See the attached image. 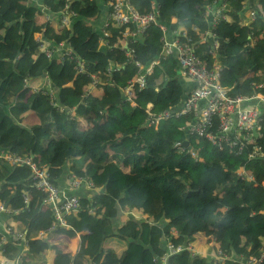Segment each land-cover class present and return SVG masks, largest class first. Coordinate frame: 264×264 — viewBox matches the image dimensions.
<instances>
[{"label": "trees", "instance_id": "obj_1", "mask_svg": "<svg viewBox=\"0 0 264 264\" xmlns=\"http://www.w3.org/2000/svg\"><path fill=\"white\" fill-rule=\"evenodd\" d=\"M222 1L131 0V4L140 14L156 7L159 23L171 30L176 23L183 25L197 50L209 58L211 41L206 34L211 23L205 9ZM226 6V21L219 20L213 28L216 57L224 68L221 82L233 97L264 95V87L255 89L264 84V0H226ZM66 7L75 16L69 27L60 29V13ZM246 9L255 18L243 26L239 19ZM44 11L49 19L37 24ZM108 11V0H0V149L46 166L58 188L71 176L90 179L94 188L88 189L94 190L88 197L69 195L79 198V207L64 215L67 228L38 238L39 232L48 231L53 216L43 205L45 195L32 187L29 167L0 161V203L13 211L1 214L5 219L0 226L7 220L28 242L20 254L22 245L11 233L3 245L4 256L19 264H47L46 254L53 251L52 264H161L159 257L166 248L158 251L152 244L156 228L166 236V247L171 242L186 248L203 231L212 243L208 252L218 249L233 259L217 264H243L258 256L264 250V158L249 160L245 152L234 156L204 139L187 137L184 129L190 116L147 127V107L155 114L178 110L188 85L180 78L175 59L160 55L145 75L143 88H135L132 101H126L123 89L139 73L121 51L120 41L125 28L129 33L133 28L108 22ZM161 38L159 27L151 26L129 43L144 69L158 58ZM44 43L50 49L63 44L73 59L59 52L46 57ZM59 57L62 60L57 61ZM76 59L84 65L82 74L75 69ZM37 79L46 84L34 92L28 83ZM87 87L99 95L87 93ZM28 114L38 123L24 125ZM82 123L95 129L86 132ZM186 139L189 146L179 151L175 145ZM257 143L264 152V137ZM240 168L252 179L239 178ZM190 225L196 229L188 230ZM60 235H80L74 256L57 247L53 239ZM111 239L125 243L121 255L103 250ZM169 261L213 264L187 249Z\"/></svg>", "mask_w": 264, "mask_h": 264}, {"label": "built area", "instance_id": "obj_2", "mask_svg": "<svg viewBox=\"0 0 264 264\" xmlns=\"http://www.w3.org/2000/svg\"><path fill=\"white\" fill-rule=\"evenodd\" d=\"M108 18L107 21L117 27H132L133 30L129 33L128 28L122 34L120 44L121 51L126 58L133 63L138 69V77L135 80L128 82L127 88L124 90L126 101H132L134 98V89H141L144 86L145 75L150 72L151 68L158 64L159 56L173 57L179 67L180 78L188 85L186 95L181 101V106L178 110H169L160 114H155L146 109L148 126L157 125L161 120L169 118H179L190 116L191 121L187 123L184 129L187 137H195L204 139L217 150H226L234 156H240L244 152L247 153V159L257 157L264 158L262 146L257 143V138L264 137V95L260 92H255L251 97L236 96L233 97L230 89L224 86L221 82L223 66L216 57L218 42L213 36L214 25L219 20L226 21L224 13L227 11L226 0L221 3L214 2L212 7L205 9V15L212 16L211 34L212 39L209 45L211 49L208 51L209 58H206L197 50V42L189 35L186 28L176 23L175 30H171L168 26L160 24L157 19V8L148 14H140L131 4V0H108ZM45 13V12H44ZM75 14L66 7L60 13L59 28L63 29L70 26L71 18ZM48 18V16H47ZM255 18L252 11L244 10L240 14V22L244 26ZM175 22V20H174ZM156 26L162 32V45L158 58L150 62L144 69L143 64L139 63L135 52L128 49V45L137 35L143 34L149 27ZM196 32V28L192 29ZM104 37V33H103ZM205 41V38H204ZM101 45H105L103 39ZM49 45L42 44L41 49L45 56L52 58L54 54L61 53L62 56L68 59H73L72 52L65 48L63 44H58L55 49H50ZM62 60L61 57L57 61ZM77 73L84 72V65L78 59L75 60ZM117 71V69L115 70ZM97 81L92 84L95 85ZM264 84L255 86V89H261ZM37 92V90H34ZM49 98L53 100L54 95L52 90L49 92ZM133 106L134 104L131 103ZM70 113L74 116V110ZM255 133V135L253 134ZM188 140V139H186ZM194 157V154L192 153ZM0 161L6 162L11 166H27L31 170L32 187L42 192L45 195L43 205L48 207L53 213L51 217V226L48 231L39 232L38 238H45L49 232L57 228H67L64 215L75 213L79 207V198L76 196L65 195L51 181V174L46 166H37L29 157L21 158L8 154L7 150L0 149ZM238 177L245 180H251L252 176L244 168H240L237 173ZM68 182L70 188L78 189L85 186L87 189H94L93 183L88 178L71 176ZM23 198L27 201V194H23ZM13 211L0 203V215H10ZM12 224V223H10ZM4 234L0 240V264H19L17 259L10 260L4 256L3 245L7 241V236L11 233L14 238L18 239L22 245L20 254L27 250L28 242L24 238V234L18 232L12 225H7V222L2 224ZM14 226V225H13ZM6 236V237H5ZM184 249L192 252L193 255H199L191 244L186 248L180 244L169 242L165 252L159 257L161 264H173L169 259L183 251ZM205 255L213 264L222 263L225 261H233L232 258L225 255L222 251L215 249L213 252ZM264 250L258 256H250L243 264H263ZM47 264H49L47 262Z\"/></svg>", "mask_w": 264, "mask_h": 264}, {"label": "crops", "instance_id": "obj_3", "mask_svg": "<svg viewBox=\"0 0 264 264\" xmlns=\"http://www.w3.org/2000/svg\"><path fill=\"white\" fill-rule=\"evenodd\" d=\"M44 12H43V15H39L38 16L37 24H41V25L45 24L47 22V20L49 19V18H47L48 15L45 14ZM35 38L37 40H40L41 35L40 34H36ZM44 44L50 46V44H48V43H44ZM44 84H46V81H45V79H42V80H39V82H37V83L29 82L28 86L31 88V90H35L36 88H39V87L43 86ZM86 92L89 93V94H93L94 93L96 95H99V91L95 92V89L92 90L91 87H87L86 88ZM23 118L24 119H23L22 123L24 125L29 126V125L38 123L37 122L38 119L32 114H28V115L24 116ZM68 182H69V179L67 180V179L63 178L60 181V184H59V189L67 196H69V195H78V196H86V197H88L92 192H94V190H88L85 187H81V188H78V189L70 188L69 185H68ZM4 219H5L4 216L0 215V221H3ZM0 228H3V225H1ZM192 229L195 230L196 227L193 226V225H190L188 230H192ZM155 230L156 231L151 235V238L153 240L152 244L155 246V248L158 251L165 250L166 243H167L166 242V238H165L166 236L159 231V228H156ZM201 232L202 231H200L199 234H196V236H200ZM171 235L175 236L174 233H172ZM7 238H8V236H7ZM47 238H48V236H47ZM206 239H207V237H205L203 235V241L207 242ZM53 240H54L55 244L57 245V247L60 250H62L64 253H68V254L74 256L79 250L81 237H80V235H77L76 237L68 238V237L60 235V236H58L57 239H53ZM211 244L212 243H208V246L211 245ZM124 249H125V243L117 241V240H114V239L108 240V241L104 242V244H103V250L105 252L114 251L117 255H121V253L123 252ZM196 251L201 256H205L208 253V251L201 250V249H198V248H196ZM54 256L55 255H54L53 251H48L47 254H46V262H48L49 264H52Z\"/></svg>", "mask_w": 264, "mask_h": 264}, {"label": "rangeland", "instance_id": "obj_4", "mask_svg": "<svg viewBox=\"0 0 264 264\" xmlns=\"http://www.w3.org/2000/svg\"><path fill=\"white\" fill-rule=\"evenodd\" d=\"M31 2L34 3L35 0H31ZM30 82L31 83H37V82H39V79H37V80H30ZM82 124H83V126H81L80 128L82 130L86 131V132H89V131L95 129V128H91V126L86 125V123L85 124L82 123ZM180 146H181V144H180ZM183 150L184 149H182V151ZM188 153L192 154L193 152H191V150H188ZM15 167H20V166L18 165V166H15ZM0 233L4 234V230L2 228H0ZM194 233H196V232L194 231ZM199 233H200V231L197 232L196 234H199ZM194 237H195V242L193 244H191L194 248L196 247L198 249L205 250V251H208L209 250V248H210L211 245L208 246V243L205 242V241H203V231L201 232V235L200 236H196L195 235ZM210 254L211 253L208 252V255H210Z\"/></svg>", "mask_w": 264, "mask_h": 264}, {"label": "clouds", "instance_id": "obj_5", "mask_svg": "<svg viewBox=\"0 0 264 264\" xmlns=\"http://www.w3.org/2000/svg\"><path fill=\"white\" fill-rule=\"evenodd\" d=\"M46 14V13H45ZM212 20V19H211ZM209 34V33H208ZM211 39H212V36H211ZM51 47V46H50ZM54 47V46H53ZM52 48V47H51ZM53 49H55V48H53ZM52 49V50H53ZM153 68V67H152ZM152 68H151V70H152ZM42 87V86H41ZM41 87H39V88H41ZM39 88H36V89H39ZM35 89V90H36ZM149 107H147V109H148ZM150 109V108H149ZM163 113V112H162ZM160 114V113H159ZM170 119V118H169ZM166 120H168V119H166ZM161 121H165V120H161ZM161 121H159L158 123H157V125L161 122ZM157 125H150V126H154V127H156ZM146 126L147 127H150V126H148V122L146 123ZM184 141H189V140H184ZM175 147H177L178 148V150L179 151H182V149H184L185 147L183 146V145H181L180 146V144L179 143H177L176 145H175ZM194 154V153H193ZM191 156H192V154H191ZM6 222H7V220H6ZM1 227V226H0ZM3 229V228H2Z\"/></svg>", "mask_w": 264, "mask_h": 264}, {"label": "water", "instance_id": "obj_6", "mask_svg": "<svg viewBox=\"0 0 264 264\" xmlns=\"http://www.w3.org/2000/svg\"><path fill=\"white\" fill-rule=\"evenodd\" d=\"M211 19H212V16L209 15V17H208V22H209V23H211ZM207 37H208V41L210 42V41H211V34L209 33ZM253 134L255 135V133H253ZM182 145H183L184 147H188V146H189V142H188V141H184V142L182 143Z\"/></svg>", "mask_w": 264, "mask_h": 264}]
</instances>
